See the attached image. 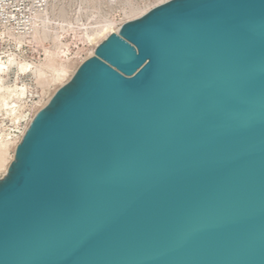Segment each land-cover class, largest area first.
I'll list each match as a JSON object with an SVG mask.
<instances>
[{
  "label": "water",
  "instance_id": "water-1",
  "mask_svg": "<svg viewBox=\"0 0 264 264\" xmlns=\"http://www.w3.org/2000/svg\"><path fill=\"white\" fill-rule=\"evenodd\" d=\"M0 264H264V0L101 42L0 179Z\"/></svg>",
  "mask_w": 264,
  "mask_h": 264
},
{
  "label": "rangeland",
  "instance_id": "rangeland-1",
  "mask_svg": "<svg viewBox=\"0 0 264 264\" xmlns=\"http://www.w3.org/2000/svg\"><path fill=\"white\" fill-rule=\"evenodd\" d=\"M161 1L164 0H52L46 17L42 20L43 24H38L32 35L11 38L0 31V62L6 65L9 58L14 60L12 67L7 69L4 65L2 72L0 71L2 85L8 86L11 90L23 87L25 90L22 99L9 101L7 104L9 107L16 106L13 115L6 113L5 104L0 102V152L4 150L3 143L19 136L28 120L59 87L56 83L47 85L50 74L52 77L62 65H67L71 71L79 60L86 57L90 49L87 47V41L93 38L97 28L107 22L118 25L127 16H131L132 12L137 13L138 10ZM25 64L30 67L28 71L23 70ZM44 64H49L50 71L47 70L49 66L45 67ZM36 67L43 68L44 77L38 78L32 72ZM2 85L0 83V88ZM22 114L24 119H15ZM11 155L12 148L9 147L0 158L7 160V165ZM5 174L6 172L0 170V179Z\"/></svg>",
  "mask_w": 264,
  "mask_h": 264
},
{
  "label": "bare ground",
  "instance_id": "bare-ground-1",
  "mask_svg": "<svg viewBox=\"0 0 264 264\" xmlns=\"http://www.w3.org/2000/svg\"><path fill=\"white\" fill-rule=\"evenodd\" d=\"M167 1H169V0H164V1H161V2H158L157 4H155V5H153V6H151V7H145L144 9H142V10H138V12L137 13H134V12H132L131 13V16H127V18H125V20L123 21V22H121V23H119L118 25H116V24H113V23H109V24H106L105 26H103L102 28H101V30H99L98 32H97V34H95L94 36H93V38L92 39H90V43L92 44V46H91V48L88 50V53H87V55H86V57H84V58H82L81 60H79L78 61V63H77V65H76V67L73 69V70H71V71H69L68 70V67H67V65H62V67H61V69L60 70H56L55 71V74H53L52 75V77H51V74H50V79L48 80L47 79V85L48 84H50V83H56V84H58V88L54 91V93L48 98V100L46 101V102H44V104H43V106L44 105H46L48 102H49V100L52 98V96L55 94V92L59 89V88H61V87H63V86H65L69 81H70V79L74 76V74H75V72H76V70H77V68L84 62V61H86L88 58H90V57H92L93 55H94V51H95V49L99 46V44L101 43V42H103L109 35H111L112 33H114V34H116L117 33V31H118V29L123 25V24H125L126 22H130V21H133V20H136V19H138V18H141L142 16H144L147 12H149L152 8H154V7H156V6H158V5H160V4H163V3H165V2H167ZM133 10H135V9H133ZM136 11V10H135ZM130 15V14H129ZM43 24V23H42ZM44 26V25H43ZM18 64V63H17ZM50 64V63H49ZM49 64H44L45 65V67H47V66H49ZM4 65H5V63H1L0 62V71H1V69H2V67H4ZM14 65V60L13 59H11V58H9V60H8V63L5 65V66H7V69L8 68H10V67H12ZM19 65V64H18ZM26 65H28V64H25V66ZM30 65V64H29ZM47 65V66H46ZM23 67H24V65H23ZM42 67H44L43 65H42ZM42 67H36L32 72L33 73H35V75H37V77L38 78H41V77H44L43 75H44V73H43V68ZM4 69V68H3ZM30 69V67L29 66H26L25 68H23V70L24 71H28ZM45 69V68H44ZM50 69V66H49V68L47 67V70H49ZM19 70V69H18ZM47 70H46V72H47ZM31 71V70H30ZM50 71V70H49ZM2 72V71H1ZM45 72V71H44ZM52 72H54V71H52ZM42 73H43V75H42ZM46 75H49V74H46ZM39 76H41V77H39ZM66 76V77H65ZM48 77V76H47ZM37 78V79H38ZM43 79V78H42ZM2 78H1V76H0V83H1V85L3 84L2 83ZM38 80H40V79H38ZM43 81H44V79H43ZM43 82H41V84H42ZM44 83H46V81L44 82ZM17 87V86H16ZM23 87V86H22ZM24 88V87H23ZM23 88H21V89H17V90H11L8 86H5V85H2V87L0 88V102H2L3 104H5V109H6V113H8V114H10V115H13L12 113L14 112V111H16V109H15V107H14V105L12 106V105H10V107L9 106H7V104H9V101H13V100H17V101H19L20 99H22L23 98V95H24V89ZM19 103V102H18ZM43 106H40V108H42ZM38 109V111L39 110H41V109ZM38 111H36L35 113H34V115L38 112ZM34 115L28 120V122L26 123V125H25V127L20 131V133H19V136H15V137H13V138H11L10 139V141H7V142H4L3 143V149L4 150H2L1 152H0V156L1 157H3L4 156V154H5V152L8 150V148L9 147H11L12 148V155L10 156V162L9 163H11L12 161H13V156H14V151H15V148H16V145L17 144H19V142L21 141V138H22V136L24 135V132H25V130L27 129V127L29 126V124H30V122H31V120L33 119V117H34ZM24 116H25V114H24ZM24 119L25 117H23V114L22 115H19L18 117H16L15 119H17V120H20V119ZM16 120V121H17ZM24 121V120H23ZM22 122V121H21ZM9 158V157H8ZM7 160H5V159H3V158H0V170L3 172V173H5L6 172V170H7V166H8V164L6 165V162Z\"/></svg>",
  "mask_w": 264,
  "mask_h": 264
},
{
  "label": "built area",
  "instance_id": "built-area-1",
  "mask_svg": "<svg viewBox=\"0 0 264 264\" xmlns=\"http://www.w3.org/2000/svg\"><path fill=\"white\" fill-rule=\"evenodd\" d=\"M51 2L52 0H0L1 33L11 38L32 35L38 24H42V20L45 19ZM101 27L97 28L93 34H96ZM91 46L89 39L87 47L91 48Z\"/></svg>",
  "mask_w": 264,
  "mask_h": 264
}]
</instances>
